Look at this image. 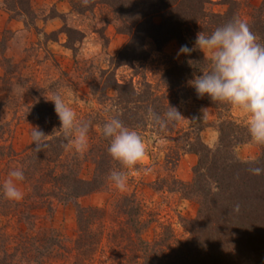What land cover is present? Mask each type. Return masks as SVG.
<instances>
[{"label": "trees", "instance_id": "1", "mask_svg": "<svg viewBox=\"0 0 264 264\" xmlns=\"http://www.w3.org/2000/svg\"><path fill=\"white\" fill-rule=\"evenodd\" d=\"M6 1L9 11H15V4L19 6L18 15L33 12L31 0H15L14 4ZM69 1L72 10L79 14L106 7L117 31L129 36L117 56L118 65L144 62L149 57L147 40L161 50L176 39L193 51L184 54L181 62L171 60L156 79L142 75L137 84L120 82L113 71L103 69L108 75L105 81L91 87L102 108L87 113L81 120L89 124L90 137L89 148L83 153L69 145L61 125L52 122L54 107L49 92L42 88L37 96L36 89L28 90L34 94V101L26 107L27 115L34 121V128L46 135L48 147L37 152L32 142L24 151L16 152L11 145L0 143V158L18 156L19 169L23 170L29 188L26 200L20 203L6 199L0 191V214L28 212L31 217L30 209L36 207L53 210L55 202L77 204L82 196L107 188L112 183L111 171L127 173L129 168L108 153L110 140L103 135V125L113 117L136 130L143 140L166 142L167 170L174 171L186 154L198 156L192 180L173 175L169 186L185 198L194 199L198 212L187 221V237L179 238L166 225L153 240H146L142 235L150 220L144 217L142 201L136 193H119L112 203L117 221L109 232L104 209L78 204V227L72 244L50 228L24 231L20 242L11 246L15 237L0 225V264H264V174L250 172L254 167L264 168V144L258 158L241 159L237 148L252 141L247 123L233 114L232 105L213 101L207 95L200 97L190 84L210 68L211 57L195 46L197 33L210 34L235 17L243 19L247 4L242 0H222L227 8L217 12L209 6L212 0ZM246 21L258 42L264 44V0L250 10ZM63 31L68 35L69 47L74 49L72 41L76 37L72 34L81 32L67 25ZM189 100L216 110L214 123L219 137L215 145L203 139L201 129L182 126V117L161 130L149 116L151 109L163 118L169 106L183 115L181 105ZM86 161L95 165L91 178L81 175Z\"/></svg>", "mask_w": 264, "mask_h": 264}, {"label": "rangeland", "instance_id": "2", "mask_svg": "<svg viewBox=\"0 0 264 264\" xmlns=\"http://www.w3.org/2000/svg\"><path fill=\"white\" fill-rule=\"evenodd\" d=\"M5 1L0 0V143L11 145L16 152L24 151L33 142L31 133L35 123L28 117L26 107L33 103L34 94L28 93V90L36 89L38 96L44 88L49 92L50 101L56 94H61L81 121L87 117V113L102 108L91 93V87L93 84L101 86L102 81H105L108 75L102 72L103 69L113 71L120 82L134 81L137 84L142 75L156 79L171 60L181 62L184 57V54L178 55L181 45L176 39L167 42L161 50H157L153 42L147 40L149 57L144 62L118 65L117 56L129 36L117 31L114 21L109 20L106 7L100 6L94 12L79 14L72 10L69 0H64L69 7L66 11L58 9L55 0H31L32 14L22 16L17 13L20 10L17 4L15 11H9ZM8 1L14 4L15 0ZM242 1L247 4L242 12L243 19L247 20L250 10L262 0ZM209 6L217 12L227 8L222 0H212ZM66 25L81 32L72 34L76 37L72 41L74 49L69 47L68 35L63 31ZM203 51L211 57L210 51ZM136 69L140 72L137 73ZM51 102L54 107L52 122L55 126L61 125L54 102ZM181 109V125L201 129L203 139L209 145H215L219 137L214 123L216 110L195 100L184 102ZM232 112L247 123L241 109L233 106ZM144 143L146 157L127 171L124 191L118 190L112 182L107 188L82 196L77 204L55 202L53 210L36 207L30 209L33 214L31 217L27 216L28 212H24L25 215H19L16 211L8 215L0 214V225L15 237L11 246L20 242V235L24 231L33 233L50 228L56 229L68 240V244H72L78 227V204L104 209L106 232H109L117 221L112 203L119 193H136L142 201L144 217L150 220L142 235L144 239L153 240L166 225L179 238L187 237V221L197 215L198 204L194 199L185 198L180 191L169 189V186L173 175L181 180L187 177H190L188 181L192 180L198 156L186 154L174 171L167 170L164 163L166 142H154L153 138H147ZM89 145L88 135L87 149ZM260 153L261 144L253 140L237 148V155L243 160L256 159ZM17 158H0L2 184L11 170L19 169ZM94 168V163L86 161L81 169L82 177L91 178ZM164 179H168V182H164ZM17 186L24 197L14 202L20 203L26 200L29 188L25 180L17 182Z\"/></svg>", "mask_w": 264, "mask_h": 264}, {"label": "clouds", "instance_id": "3", "mask_svg": "<svg viewBox=\"0 0 264 264\" xmlns=\"http://www.w3.org/2000/svg\"><path fill=\"white\" fill-rule=\"evenodd\" d=\"M195 46L212 53L210 68L203 75L190 81L198 96H209L213 101L228 103L243 111L247 118V130L251 139L257 144H264V44L251 31L248 22L235 17L224 26L215 28L210 34L197 33ZM193 49L182 45L179 54H190ZM55 112L61 121V130L69 145L77 152L83 153L88 147L89 124L78 119L76 112L69 107L61 94L51 100ZM149 116L161 130L169 123H178L183 117L174 106H169L163 118L149 109ZM195 119V118H194ZM35 150L48 147L44 140L46 135L33 128L31 133ZM103 135L109 138L108 153L127 168L134 167L146 157V145L142 136L125 126L118 118H111L103 125ZM254 175L264 174V168L250 169ZM23 170L14 169L0 185V191L6 199L20 201L24 193L17 186L23 181ZM115 187L124 191L127 175L123 171L113 170L109 175ZM239 210V206H236Z\"/></svg>", "mask_w": 264, "mask_h": 264}, {"label": "crops", "instance_id": "4", "mask_svg": "<svg viewBox=\"0 0 264 264\" xmlns=\"http://www.w3.org/2000/svg\"><path fill=\"white\" fill-rule=\"evenodd\" d=\"M55 2H56V6H57V8L58 9H60V10H68V5L66 4V2L64 1V0H55ZM62 8V9H61ZM187 155H191V156H194V154H187ZM183 180H186V181H188V180H190V177H187L186 179H183Z\"/></svg>", "mask_w": 264, "mask_h": 264}]
</instances>
